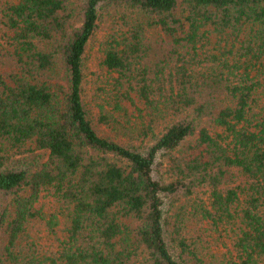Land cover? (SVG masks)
Here are the masks:
<instances>
[{"label":"trees","instance_id":"trees-1","mask_svg":"<svg viewBox=\"0 0 264 264\" xmlns=\"http://www.w3.org/2000/svg\"><path fill=\"white\" fill-rule=\"evenodd\" d=\"M2 240L0 264H264V0H0Z\"/></svg>","mask_w":264,"mask_h":264},{"label":"rangeland","instance_id":"rangeland-1","mask_svg":"<svg viewBox=\"0 0 264 264\" xmlns=\"http://www.w3.org/2000/svg\"><path fill=\"white\" fill-rule=\"evenodd\" d=\"M154 35L156 36V38H161V36H159L156 33H154ZM100 38H101L100 34H97L96 41L93 42L90 45V48L88 50V61H87V64H86V70H87V73L89 75V81H91V79H92L93 71H95V68H96V65H97V59H98V57L100 55L99 46H98V43H99ZM90 99H91V95H90L89 98H87V100L90 101ZM94 125H95L96 129L100 132V134L105 135L107 137H113L114 136V134H112L111 132H109L108 130H106L105 127H102L96 121H95ZM44 157L46 158L47 157V154L44 153ZM4 246H5V241L2 240L0 242V251H3L4 250ZM213 248H214V250L217 251V250H225L226 247L223 248V247H221L218 244V245H214Z\"/></svg>","mask_w":264,"mask_h":264}]
</instances>
